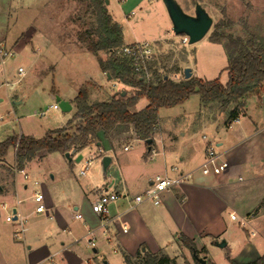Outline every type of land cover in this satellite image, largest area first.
I'll use <instances>...</instances> for the list:
<instances>
[{
  "label": "rangeland",
  "instance_id": "obj_1",
  "mask_svg": "<svg viewBox=\"0 0 264 264\" xmlns=\"http://www.w3.org/2000/svg\"><path fill=\"white\" fill-rule=\"evenodd\" d=\"M176 1L182 10L190 15H193L194 5L198 3L212 18L208 32L198 42L188 44L186 36L172 32L170 19L161 0H106L105 2L108 13L121 28L123 45L134 42L149 43L151 52L145 64L146 79L155 82L160 76H165L178 81L184 78L183 68L190 64L194 69L193 77L205 81L219 78L221 83L226 82L225 68L228 64L226 49L229 45L227 50L231 51L234 45L227 38L220 44L209 41V36L214 30L232 39L239 38L242 43L253 39L256 45L264 46V0ZM94 17L85 3L78 0H0V41L6 38L1 41L2 46L10 51L13 50V54L6 57L3 64L0 56V71L7 81L18 80L11 90L4 85L0 86V142L21 134L41 138L47 131L65 126L75 112L62 111L53 98L52 90L75 97L80 88L87 86L86 82L93 81L101 85V92L94 90L92 100L102 99L106 94L112 95L123 89L128 90L120 83L101 77L96 57L86 50L79 40L80 32L93 25ZM37 30L40 38L50 42L54 48L51 51H43L40 59L33 63L36 53H33L32 41L26 40L28 43L21 47L15 46L13 49L11 44L21 34L33 35ZM35 35V39L39 37L38 33ZM161 38L164 40L157 41ZM35 39H33L34 43ZM21 44L19 42V45ZM100 55L102 58L106 57L105 53ZM18 67L24 70V75L21 77L17 73ZM247 101L248 98L246 100L248 114L245 117L244 114H239L240 122L249 120L248 116L256 118L258 114L264 119V104L258 102L252 105ZM52 105H57V108L50 107ZM142 107L143 100L135 104L132 110L139 111ZM229 109L230 106H221L217 102H202L199 96L194 94L182 104L160 108L158 121L162 131L166 136H170V147L192 155L197 150H203L205 146L214 147L213 144L219 136L228 135L225 121L228 120ZM230 121L233 129L240 124L235 120ZM258 128H264L263 122L258 124ZM202 135L206 136V140L201 138ZM117 139L113 144V155L122 152V146L125 144L131 147L128 152L130 155L138 154V141L132 140L131 133L130 135L128 132L122 133ZM139 141L144 153L147 145L142 139ZM263 141V136H260L254 142L262 144ZM254 149L257 151L256 147ZM250 150L249 153H252L251 157L249 156L250 162L256 165H251V169L252 173H255L256 170L263 168L261 162L263 153L261 150L258 153ZM14 155V149L10 146L0 162V186L7 189L8 184L16 185L18 196L23 200L20 206L24 210L23 216L34 207L30 196L35 190L43 191V185L51 193L60 190L59 186L68 180L79 182L88 179L94 183V186L101 188L110 176V171L106 178L103 175L99 157L103 152L97 151L95 145L84 146L70 153L69 158L58 152H39L25 165L23 172L15 168ZM194 155V160L200 162L199 154ZM88 159L92 162L85 174L80 175V168L86 165ZM24 174L28 179L23 177ZM51 176H54V180ZM24 184L27 185L26 189L23 187ZM7 197L5 199L8 203L14 201L13 195ZM258 204V207L264 206V197ZM5 215L6 211L0 209V233L10 242L17 241L23 247L22 240H17L12 234L15 224L19 222L17 220L11 221L12 223L7 222ZM25 217L28 226L33 220ZM235 224L243 235V227ZM244 228L247 229L246 235L249 236H252L250 232L255 231L253 238L263 248L264 213L253 220V225L250 222ZM237 240L234 241L237 243ZM236 243L230 244V247L237 248ZM92 255L93 264H103L104 256L108 264H126L122 255L116 253L110 246ZM197 255L199 257L206 255L208 262L205 264L209 262L229 264L225 249L221 247H213L208 254L199 250ZM175 262L199 264L186 248L175 256Z\"/></svg>",
  "mask_w": 264,
  "mask_h": 264
},
{
  "label": "crops",
  "instance_id": "obj_2",
  "mask_svg": "<svg viewBox=\"0 0 264 264\" xmlns=\"http://www.w3.org/2000/svg\"><path fill=\"white\" fill-rule=\"evenodd\" d=\"M34 33H38L39 37L35 39V34L24 33L11 44L13 49L15 46L21 47L28 43L26 40L32 41L33 53H36L33 63L40 59L43 51H51L54 48L50 42L40 38L38 30ZM161 40L164 39L157 41ZM19 42L23 43L19 45ZM188 65L187 67L192 69L193 77L194 69L190 64ZM100 73L101 77L113 81L101 70ZM0 74L1 78L5 79L1 71ZM86 83H88L85 88L89 103L107 101L115 95V93L106 94L102 99L92 100L94 90L101 92V85L93 81ZM52 95L53 98L59 97L68 102L70 109L64 112L76 111L74 97L54 90ZM142 100L144 107L147 104L145 98L137 103ZM249 101L252 105L258 102L264 104V99L259 100L256 96L248 98L247 102ZM247 107L248 105H245L244 113H242L244 117L248 114ZM239 118L235 119V122L240 123L235 129L232 128V121H225L228 135L219 136L213 144L214 147H221L213 148L228 161V168L220 175H211L209 170L202 166L208 146H205L203 150L195 151L192 155L172 149L170 136H166L158 121L153 143L149 147V143H145L147 146L144 153L140 148L139 140L141 139L137 137L130 124L115 125L107 136L99 131L94 143L86 146L95 145L97 151L101 150L103 155L111 157L106 174H103L106 178L110 171L104 186L97 188L88 179L79 182L68 180L59 186L60 190L49 193L43 185V191H34H40L43 194V212L34 211L37 204L34 203L32 194L30 201L34 207L23 216L24 210L20 207L23 200L18 196L16 185L8 184L7 189L0 186V205L7 203L11 211L16 210L15 220L18 222L19 218L24 220L21 239L23 247L17 241L10 242L0 233V264H93L92 253H97L108 246L116 253L119 252L122 257L127 255L132 260L140 250L167 255L175 259V256L186 248L180 241V236L192 241L195 248L198 251H205V254L212 251L213 247L218 248L217 243L224 240L225 245L221 248L225 249L228 261L246 264L255 260L264 253V247L255 242L253 235H246L248 231L244 227L242 235L240 228L235 224L237 222L229 218V213L234 212L239 217H247L252 225L253 220L264 213V206H257L264 197V141L262 144L254 142L260 136H263L264 140V128H258L260 122L264 125V119L261 114H258L256 118L248 116L247 121L240 122ZM125 132L129 135L131 133L132 140L138 141L137 155L128 153L131 147L127 144L122 146V152L112 154L114 153L113 144L118 140L117 136ZM125 146L129 147L124 150ZM72 150L69 151V155ZM249 150L253 153L261 150L263 153V160L260 158L263 162L261 171L256 170L252 173L251 165H256L250 162L252 153H249ZM194 154H199L200 162L197 163L194 160ZM173 167L176 171L172 170ZM156 175L169 177L182 175L185 178L182 183L166 189L157 205L149 201L133 204L131 197L142 192ZM51 178L54 180V176ZM23 187L26 189L27 185L24 184ZM123 191L128 197L120 196L109 204L107 214L97 215L91 210V204L99 192ZM9 195H13V202L6 201L5 198ZM78 214L80 218L76 217ZM25 216L33 220L28 226H26ZM18 226L19 223L15 224L14 230ZM123 227H125L124 231ZM235 239H238L237 243ZM234 243L238 244L237 248L230 247V244ZM190 254L192 256V253ZM103 264H108L105 256Z\"/></svg>",
  "mask_w": 264,
  "mask_h": 264
},
{
  "label": "trees",
  "instance_id": "obj_3",
  "mask_svg": "<svg viewBox=\"0 0 264 264\" xmlns=\"http://www.w3.org/2000/svg\"><path fill=\"white\" fill-rule=\"evenodd\" d=\"M78 1L84 2L95 16L91 28L80 32L79 40L86 50L94 54L100 70L128 90L123 89L124 94L116 92L107 101L89 103L87 89L80 88L74 97L76 111L65 126L47 131L41 138L22 134L7 138L0 142V161L12 146L15 167L23 170L39 152L65 154L72 149L78 150L94 143L99 131L107 136L117 124H130L138 138L151 139L149 147L153 143L160 108L182 104L196 94L202 102L230 106L228 120H235L244 112L247 98L256 96L261 100L264 96V46L256 45L253 39L242 43L239 38L232 39L215 30L210 34L209 41L213 43L220 44L227 38L234 45L231 51L227 50L229 45L225 48L228 54L225 83H221L219 78L205 81L192 76L178 81L160 76L153 82L146 79L143 72H136L131 59L119 52L123 45L122 31L108 13L104 0ZM100 53H105L106 57L102 58ZM142 98L147 104L141 110L133 111L134 105ZM179 239L190 253H199L192 241L183 236ZM123 257L126 264H177L174 258L167 255L141 250L133 260L127 255ZM229 261L230 264H237ZM246 264H264V253Z\"/></svg>",
  "mask_w": 264,
  "mask_h": 264
},
{
  "label": "built area",
  "instance_id": "obj_4",
  "mask_svg": "<svg viewBox=\"0 0 264 264\" xmlns=\"http://www.w3.org/2000/svg\"><path fill=\"white\" fill-rule=\"evenodd\" d=\"M119 52L122 55L127 56L132 61V65L136 72H143L146 75V59L148 58L151 49L148 42H139V43H132L126 44L119 48ZM13 52L10 50H6L2 44L0 43V56H1V63L3 64L6 57L12 55ZM18 76L21 77L24 75V70L22 67L17 68ZM18 80L7 81L6 79L1 78L0 74V86L4 85L7 89H11L15 86ZM52 108H57V105L50 106ZM203 139H206V136L202 135ZM129 146H125L124 150H126ZM205 159L204 163L202 164L204 169L209 170L211 175H220L228 168V161L223 158V156L217 153L212 146H208L205 152ZM92 161L90 159L87 160L86 165H83L81 170L79 171L80 174H84L85 170L89 167ZM176 171L175 167L172 169ZM22 172V171H21ZM23 177L27 179V175L24 174ZM184 176L177 175L174 177H169L166 175H156L154 176L148 183V185L144 188V190L138 194L133 195L132 201L133 204H138L141 202L149 201L154 205H157L160 202V198L162 193L171 186L180 184L184 181ZM123 193V194H122ZM128 197L127 193L123 192H111V193H103L99 192L96 196V199L91 204V210L97 215H105L107 214V207L109 204L116 201L119 197ZM32 199L34 203L37 204L35 207V212H43L44 205H43V194L40 191H36L32 195ZM0 207L5 210L7 213L5 215V221L11 222L14 221V214L10 210L7 203H2ZM80 218L81 216L78 214L76 216ZM229 218L234 220L242 227L249 224L247 217H239L238 214L231 212L229 213ZM19 226L14 230L13 237L17 240L22 239V231H23V219L19 218ZM123 231L125 227L122 228ZM251 235H254V231L250 232ZM93 238V237H92ZM93 245V244H91Z\"/></svg>",
  "mask_w": 264,
  "mask_h": 264
},
{
  "label": "water",
  "instance_id": "obj_5",
  "mask_svg": "<svg viewBox=\"0 0 264 264\" xmlns=\"http://www.w3.org/2000/svg\"><path fill=\"white\" fill-rule=\"evenodd\" d=\"M165 6L167 15L171 22V30L176 35H184L187 37L188 44H193L201 40L206 33L208 32L210 26L212 25V18L208 15L206 10L198 3L195 4L193 15L185 13L176 0H161ZM106 0L104 1V3ZM107 78H109V74L106 73ZM183 77L188 79L191 77V69L189 67L183 68ZM124 94V91H121ZM264 99V96H262ZM58 103V107L62 111H66L70 109L69 104L65 100H61L59 97L55 98ZM151 139H146L145 143H150ZM75 150L73 149L71 153ZM65 156L69 158V152L65 153ZM111 157L108 155H103L101 157V169L103 174H106L108 165L110 164ZM15 209L12 210V213L15 216ZM219 247H223L225 245L224 240H220L217 243ZM192 257L199 263L205 264L206 260L203 257H199L195 252H192Z\"/></svg>",
  "mask_w": 264,
  "mask_h": 264
},
{
  "label": "flooded vegetation",
  "instance_id": "obj_6",
  "mask_svg": "<svg viewBox=\"0 0 264 264\" xmlns=\"http://www.w3.org/2000/svg\"><path fill=\"white\" fill-rule=\"evenodd\" d=\"M194 7H195V5H194Z\"/></svg>",
  "mask_w": 264,
  "mask_h": 264
}]
</instances>
